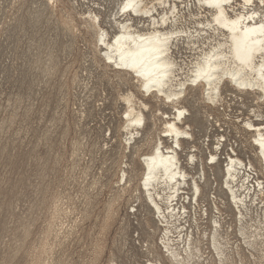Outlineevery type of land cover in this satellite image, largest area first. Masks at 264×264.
<instances>
[{
  "label": "rangeland",
  "instance_id": "1",
  "mask_svg": "<svg viewBox=\"0 0 264 264\" xmlns=\"http://www.w3.org/2000/svg\"><path fill=\"white\" fill-rule=\"evenodd\" d=\"M122 2L0 0V264H173L164 241L181 264H264V160L245 123L264 126V100L225 84L215 104L187 88L177 108L190 135L177 151L188 185L159 217L142 162L158 138L172 144L176 108L104 57L94 15L111 38ZM130 104L139 126H127ZM231 149L243 162L231 179L240 211L223 183Z\"/></svg>",
  "mask_w": 264,
  "mask_h": 264
},
{
  "label": "bare ground",
  "instance_id": "2",
  "mask_svg": "<svg viewBox=\"0 0 264 264\" xmlns=\"http://www.w3.org/2000/svg\"><path fill=\"white\" fill-rule=\"evenodd\" d=\"M158 7H162V11H158ZM121 8L128 12L127 17L116 20L117 31L111 38L100 26L99 16L94 15L104 57L117 68L133 73L146 92L162 97L176 108L173 117L165 121L163 135L170 136L172 144L164 146L158 138L142 162L144 195L159 217L166 219L161 202L166 201L167 207L175 212V201L183 197L180 193L184 194L182 189L189 179L177 151L181 138L190 135L179 126L183 123L180 117L185 109L177 108L187 88L199 87L202 98L215 104L223 101L221 89L225 84L233 89L249 90L257 99L264 100V4L261 0L250 3L246 0H192L190 3L185 0H123ZM185 8L192 26L184 25L187 21ZM134 18L142 24H134ZM144 25H147L146 29L141 28ZM180 45L189 49V60L181 54L180 59L175 55L180 53ZM126 100L132 102L131 97ZM249 118L245 122L247 129L257 131L254 139L264 160V126ZM126 121L129 127L139 126L143 114L130 104ZM128 133L133 134V129ZM231 152L228 161H223L226 163L223 183L240 211L245 202L238 190H234L232 180L237 178V168L243 162L233 149ZM214 156L217 155L211 154V158ZM190 157L193 159L194 155ZM192 183L194 190L199 191V183L195 179ZM177 211L181 212L180 209ZM212 240L216 248L214 233ZM185 244L184 252L187 253L190 242L185 241ZM164 246L173 264H181L183 256L172 248L171 243L164 241ZM149 264L155 263L150 261Z\"/></svg>",
  "mask_w": 264,
  "mask_h": 264
},
{
  "label": "snow or ice",
  "instance_id": "3",
  "mask_svg": "<svg viewBox=\"0 0 264 264\" xmlns=\"http://www.w3.org/2000/svg\"><path fill=\"white\" fill-rule=\"evenodd\" d=\"M246 2H251V0H246ZM261 3L264 4V0H261Z\"/></svg>",
  "mask_w": 264,
  "mask_h": 264
}]
</instances>
